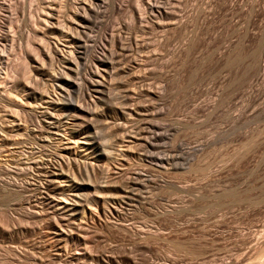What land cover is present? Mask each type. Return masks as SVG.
I'll use <instances>...</instances> for the list:
<instances>
[{"label":"rangeland","instance_id":"rangeland-1","mask_svg":"<svg viewBox=\"0 0 264 264\" xmlns=\"http://www.w3.org/2000/svg\"><path fill=\"white\" fill-rule=\"evenodd\" d=\"M0 1V18H5L0 19L1 22H8L7 17L13 20L12 26L9 22H3V30L13 39L9 37L10 42L7 39V44L4 40L0 41L1 47L7 46L6 49L0 47V56H5L6 63H9L1 72V77H10L7 79L8 83L0 82V90L16 94V104L24 105L25 95L22 89L26 78L18 73V68L20 62H23L22 58L26 56V50L31 52L30 55L36 56L34 45L41 43L40 37L30 35L27 26L30 25L28 18L38 13V4L31 0ZM184 1L191 13L193 10L196 14L192 13L190 23L193 25L190 26L189 23L188 34L186 31L174 34L170 33L174 31H170L165 34V27L154 26L151 34L147 36V39H152L151 43H159L167 35L171 41L170 47H167L169 51L172 52L181 46L186 54L183 52L184 57H173L174 59L170 56L164 57V60H161L163 62L156 63L159 67L156 66L153 77H150L162 95L161 104L157 100L154 101L157 102L159 118L156 116L151 120L153 124H160L162 127L160 136L165 133L167 137L164 139L165 136H162L163 142L161 139L156 141L158 144L155 142L154 146L157 145V148H148L144 157L157 158L159 155L161 158L165 154L171 156L174 154L172 148L174 150L175 143L177 146L181 145L182 149L186 147L184 151L188 152L189 147L192 149L203 144L204 151L198 155L200 160L197 157L192 168L184 170H175L173 166H165L163 169L156 162L142 157L140 142L132 144L134 151L131 143L123 144H127L129 150L122 144L121 147L119 145V149H125V154H128L126 161L123 160L125 157L119 158L120 164L117 162L114 166L102 161L110 169L114 167L112 170L116 173L110 179V189L101 188L105 186L101 180L97 182L98 179L94 181L96 179L93 177L80 176L73 171L75 183L83 189L79 194L85 196L89 193L85 197L91 204L88 201V205L82 202V206L85 210L87 206L88 209L94 208L93 211L97 215L84 219L82 212L81 215L71 216L72 213H63L54 205L55 209L52 205L50 207L46 202L47 196L57 199L60 193L52 188L54 186L46 179L47 174L43 169L35 165L29 166L36 163L34 160H38L37 157L47 158L52 153H57V150H54L57 149L55 145L48 146L49 149H40L38 156L21 155L19 159L18 156L12 159L8 156L7 148H1L0 181H3V184L0 182V264H264V0H190V3L189 0ZM12 4L14 6L9 10L7 7ZM5 7L7 9H4ZM6 10L10 11L11 16L5 13ZM118 17L110 12L107 20L114 26L124 20L132 25L129 15ZM165 21L164 24L156 23L166 26L168 21ZM184 32L185 35L181 37L180 34ZM236 44L241 46L236 48ZM164 49H158V53L165 55L167 49ZM216 57L218 58L215 59ZM259 62L262 72L257 79L254 74ZM161 65L163 66L160 67ZM196 104L201 105L200 111L197 110ZM203 104L207 108L202 107ZM0 106L3 107V104L0 103ZM204 109L206 111H203ZM2 110L3 108L0 110V117L4 114ZM6 113L8 112H5V115ZM25 116L23 115L24 119L27 118V115ZM27 119L24 120L25 124L29 122H26ZM141 123L140 119L137 124L142 127L144 123ZM99 125L96 144L102 146L111 142V134L102 130L101 124ZM125 140L129 141L128 138ZM197 140L201 142L198 143ZM80 155L72 161L81 159L79 162L82 166L85 161L81 158L83 155ZM4 160H7L6 163ZM16 160L23 161L24 164L20 165L23 162ZM23 166H27L26 169ZM36 167L39 168L38 171ZM126 173L127 175H124ZM132 173H139L140 176L137 177L138 182L129 189L125 176ZM84 179L91 183L84 182ZM37 180H40V183ZM93 183L95 186L99 184L98 189L94 188ZM86 184L94 187L86 188ZM178 187L184 188V191L179 192ZM47 188L50 195L45 192ZM123 190H129L128 199L124 204L114 205L111 197L123 196ZM62 197L68 196L64 194ZM111 206H116L120 214L114 216L107 213L112 209ZM102 209L105 210V215L102 214ZM62 231H65V236H62Z\"/></svg>","mask_w":264,"mask_h":264},{"label":"bare ground","instance_id":"bare-ground-1","mask_svg":"<svg viewBox=\"0 0 264 264\" xmlns=\"http://www.w3.org/2000/svg\"><path fill=\"white\" fill-rule=\"evenodd\" d=\"M31 1L32 2L35 1L38 4V7H37L38 13L36 12L37 14L34 13L36 14V16L33 15V17L28 18L30 19V21L28 20L30 22L29 23L30 25H27V24L26 25L29 26L28 28H29L30 35L34 37H40L39 39L41 43L40 44L36 43V46H35L34 43L32 42L33 43L32 45H34L33 50L37 51L36 56L30 55L29 53L31 52H28V49H27L26 56L22 58L23 62L22 61L20 62L21 64H19V68L15 66L20 71L18 73H21L26 78V83L22 89L23 90L22 93H24L25 95L24 105L21 103L20 105L16 104V101H17L16 98H18L16 94L14 95L12 93L10 94L9 93L10 91L8 90L7 91L2 90V89L0 90V103L3 104V107L1 106L0 107L1 109L3 108L2 111H4V114H2V117H0L1 118L0 120V150L1 148H7L8 156L10 155L12 159H15L13 158L14 156L16 158L18 156V159H19L21 155L23 157L24 155L25 156L29 155L33 157L35 154L36 156H38L37 154L39 153L40 149L48 148V146H51V145L53 146L55 145V147H57V149H54V150H57L55 151L57 153L55 154L50 153L51 155L49 157H47L48 155L47 156L45 155V157L47 158L37 157L38 160H34L36 163L29 164V166L35 165V166H39L40 169H43L44 172L47 174V175L45 174L47 176L46 179H48V181L51 183V184L50 183L48 184H50L51 186L53 185L54 187L52 188L60 193L59 198H57V195H56L57 199H52L50 196H49L50 198H48L47 196L46 202L50 204V205L49 204L47 205H49L50 207L51 205L52 206L54 205L58 207L59 210H61L63 213L70 212V214L71 213L73 214L71 216H75L77 214L81 215L80 212H82V215L84 214L83 215L84 219H90V218H93L94 216H97L95 215L96 213L93 211L94 208L88 209V206H87L86 207L87 209L85 210L84 207L82 206V202L87 203L88 200L85 196L89 195V193L88 192H87L88 194L85 193L86 194L85 196L84 194H81V195L79 194V192L81 193L83 192V189L81 186L75 183L76 181H74L75 179L73 176L75 175H73L74 173L73 171H75L80 176L85 175L87 177H91V178L93 177V179H96L94 181H97L98 179L97 182L101 180L102 183L105 184V186H102L101 188L105 187L104 190H107L106 188L110 187V183H111L110 179L112 175L116 173L113 172L112 170L114 167L110 169L109 167L106 166V164H111V166L117 162L118 164H120L119 158L123 159L124 157L125 159L123 160L126 161L127 153L125 154V152L126 150H129V148L126 147L127 144L125 146L123 145L126 142H128L129 144L131 143V146L135 142H140L139 143L140 148L142 147L141 150L144 152L143 153L141 151L142 152L141 154H143L142 157L145 160L149 159L150 161L156 162L163 169L166 168L165 166L167 167L173 166L174 169L176 168L177 170H184L187 168H192V165L194 164V162L197 161L196 158L198 157V155L202 151H204L203 146L205 145L203 144L196 145L195 147H192V149H190L191 147L188 146L190 150V152H188V151H184L186 147L182 149L181 145L177 146V144L175 143L174 150L171 147L172 152L174 153L173 154L171 152L173 154L171 156H167L166 154L163 155L161 158L159 155H157L158 156L157 158H152L148 156L147 159L144 156H146L148 148L150 147L153 148V146L160 139L163 142L164 141L162 140L163 137L165 136L164 139L167 137L165 133L164 135H162L163 137L160 136L159 132L162 127L160 126V124L156 123L158 126H160V129H159L158 126L153 124L151 120L158 115L159 112L157 111L156 105H157V102H160L161 104V99H162L160 90H157L158 88L154 86L152 79H151L153 77L152 75H154V71H156V66L157 68L159 67L158 64L156 65V63H158L162 59L164 60V57L166 58V56L168 57L170 56L172 58L173 57L179 58L183 56L182 54L184 52L181 46H179L178 48H175L174 50H172V52H170L169 51L170 49L167 48V47H170L169 46L171 42L169 40L170 38H168L167 35L165 36L162 35L163 33L161 34L162 36H164L163 40H161L159 43L158 42L151 43L150 41L152 39H147V36L151 34L150 31L153 30L154 26H157L159 28L165 27V29H167V31L165 30L166 31L165 34L170 31H174V32H170L173 34L175 32H182V31L187 32V30L190 29L189 27L190 20L192 22V19H191L192 13L193 15H196L194 13L195 11L193 12L192 10V13H191V10H189V7L187 8V4L185 5L186 2L184 0H49V2L48 0H31ZM190 2L191 1L189 0L188 3ZM13 6L14 5L12 4L10 7H7V8H9L10 10V8H12ZM7 8L5 7L4 9H7ZM9 10H6L5 13L9 14L10 12ZM197 11H199L198 8H197ZM110 12L112 13V15L114 14L119 17L121 15H124V16L127 15L128 17L129 15L128 18L132 19L130 20L132 21V25L128 24L129 21L125 22L124 20L123 23L118 24V26L115 25L116 26L115 27L113 23L107 20L109 18V17L107 18L108 13ZM200 12H202V10ZM9 15L11 16V13ZM7 16L5 15V17ZM22 17L23 19H25L24 16ZM3 18H0V19L3 20ZM199 18H200V15H199ZM1 20H0V32L2 33L5 32V34L1 35L0 33V41L4 40L6 42L5 44H7V41H8L7 39H9V37L11 36H9V33H6V31L3 30L5 29V27L3 26V22L5 23L6 21L1 22ZM7 20L9 24L12 26L13 20L11 21V18H8V17H7ZM165 20L168 21L166 26L161 25V24H164ZM156 22L161 23V24H157ZM196 22H198L197 19H196ZM192 25L190 23V26ZM196 29H198L197 26H196ZM7 32H9V30ZM186 32H184V34H180V36L185 35ZM186 34H188V32ZM240 36L241 35H238V37ZM183 37L185 38V36ZM238 39L240 38H237V40ZM9 42H10V39H9ZM239 44H240V41H239ZM236 45H234V47ZM161 46L167 49V51L164 49L166 51L165 55H162V53L159 54L160 52L158 53V49L162 48ZM239 46L241 45H237L236 48ZM2 47H5V46L3 45ZM223 52L225 53L226 51H223ZM223 52H220V53H223ZM0 53H1V50H0ZM230 54H232V52ZM222 56L223 55L221 54V57ZM4 58L5 56L3 58L0 56V80H1L0 82L8 83L9 82L8 78L10 77H7L8 80L4 77H1L2 75L1 72H3L5 67L7 68L6 65L9 64L8 61H7L8 64L6 63ZM217 58L218 57H216L215 59ZM165 64L167 65V63ZM258 65L259 66L257 67V70H256L257 72L255 71V74L253 73L254 77L257 79L260 76V73L262 72L261 71L262 67H261L260 62ZM162 66L163 65H161L160 67ZM1 78H4V79H1ZM7 87L5 88L3 86V88L5 89H7ZM162 90H163V87H162ZM156 100L157 102L154 103V101ZM197 100L198 99H196V101ZM200 106L199 105L196 106L198 111H200ZM202 107L207 108L205 105ZM209 107L210 105H208V108ZM105 111L108 113H113V115L111 116ZM203 111H206V109H204ZM5 112H8V113H6L5 115ZM194 112L195 111L193 110V113ZM197 113L199 114V112ZM23 115L24 117H26L25 115H27L28 119L27 118L25 119H27L26 122L29 120V122H27L28 124H25V121H24L25 119ZM140 119H141V122L144 123L142 127L139 126L140 124L139 125L137 124V122H139ZM142 119L145 121H143ZM193 119L196 120L197 118L196 119L193 118ZM99 124H101L102 130H105L108 133L110 132L111 134V137H110L111 142L104 143L102 146L100 144H99L100 146L96 144L98 143L96 142L97 141L96 136L98 134L97 130L99 129V126H100ZM166 129H163V130L166 131ZM126 138H128L129 141H126L125 140ZM177 142L179 143V141ZM200 142L198 141V143ZM121 144L125 147V149L126 148L127 149L126 150L121 149V148L119 149V145L121 147ZM133 146L131 147L132 149L134 148ZM154 147L157 148V145ZM138 150L140 151V149ZM152 152L155 153L156 151H152ZM186 152L188 153L186 154ZM79 154H81L80 156L83 155L81 158L83 159V161H85V163L82 162V166H81V163L79 162L81 160L80 156H79V159H80L79 161L78 160L72 161L73 158L76 160L77 159L76 157ZM10 157H8V159ZM28 157H25L27 158L26 160H29ZM32 157H31V160H32ZM130 158L128 157V159ZM138 158L140 160V156H138ZM197 159H199V157ZM26 160L24 159V161ZM4 161L6 163L7 160H4ZM102 161H105L106 164L102 163ZM21 162L23 161H19V163ZM27 162H26V165H28ZM29 162L31 161L29 160ZM15 163H12V164L16 165ZM23 164L24 162L20 165H23ZM130 165L132 166V164ZM117 166L118 165H116V167ZM26 167L27 166H25L24 168L26 169ZM31 167H30V170H31ZM121 168L119 169L122 171ZM131 172H129V174ZM13 173L14 172H12V174ZM139 173H132L130 176L129 175L125 176L126 185H128V188L133 187L136 184V182H138L137 177L140 176ZM21 175H23V173ZM124 175H127V173ZM7 176H9V174ZM76 180H79V179H76ZM39 181L38 183H40ZM88 181H89V178H88ZM149 181L152 182V180H149ZM84 182H87V180H85ZM13 183L15 184V182ZM80 183L81 185H83L82 182H79V184ZM87 183H91V182H87ZM45 184L46 183H44V185ZM12 185L13 184H11V186ZM86 185H87L86 188L94 187L95 183L92 184L94 186H90L89 184H86ZM97 185L99 186V184ZM97 185L94 188H96ZM178 190L179 192H181V191H184V188L178 187ZM47 191H49L48 188L45 192ZM123 191H122L124 194L123 196H120V195L118 197L110 196L111 202L114 205H117V204L121 205V203L124 204L125 203L124 201L128 199L127 191L129 190L127 191L123 190ZM66 193L68 195H66ZM64 194L65 196H68V197L67 198L62 197L64 196ZM42 203H44V201ZM86 205H88V203ZM111 207L112 209L110 211L107 208L108 210L107 213H110L111 215L114 214V216L115 214L118 215L119 210L116 208V206H111ZM58 208H57V211H58ZM89 208H91V206H89ZM105 213H106L105 210L102 209V214L105 215ZM65 231H62L61 233L62 236L64 234L63 232ZM67 234L70 235V233H67Z\"/></svg>","mask_w":264,"mask_h":264}]
</instances>
